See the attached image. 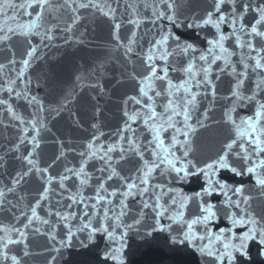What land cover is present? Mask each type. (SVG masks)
I'll list each match as a JSON object with an SVG mask.
<instances>
[{
	"label": "snow or ice",
	"instance_id": "1",
	"mask_svg": "<svg viewBox=\"0 0 264 264\" xmlns=\"http://www.w3.org/2000/svg\"><path fill=\"white\" fill-rule=\"evenodd\" d=\"M85 14L110 21L115 49L122 50L129 63L135 64L133 57L142 62L139 75H127L136 82L137 94L123 99V122L111 134L113 142L101 140L105 133L97 121L90 125L94 132L82 150L66 148L57 139L58 154L41 166L43 145L49 143L44 134L51 132L49 117L67 112L74 124L79 126L80 120L70 106L73 93L55 106L46 104L33 94L28 72L41 58V46L50 45L57 31L73 33ZM0 17V52L6 56V62H0V115L8 117L7 123L0 119V128L15 133L0 143V212L13 221L0 222V264H26L25 258L32 255L30 233L47 237L51 251L59 254L76 233L87 230L89 238L99 233L111 241L122 240L149 217L152 222L145 237L157 231L171 233L176 226L179 231L172 242L190 244L209 264H238V257L249 258L252 242L264 256V210L257 212L254 207L255 200L264 199V0H210L200 11L190 0H0ZM122 26H130L125 39L120 35ZM173 28L203 33L206 46L182 39ZM18 36L27 44L19 60L11 43ZM32 37H39V44ZM229 41L232 47L227 46ZM170 73L182 78L174 80ZM222 76L231 77L225 97L231 106L222 121L230 135L213 156L202 159L194 137L201 129L221 123L212 119L209 109L218 99L217 82ZM100 91L106 95L103 88ZM209 96V108L201 112V101ZM14 101L30 108L29 114L19 111ZM248 105L253 106L251 115H235L237 108ZM93 108L96 119L101 115L99 101L93 102ZM69 152L79 157L78 166L65 165L53 175L50 170L58 161H66ZM134 158L138 165L122 174ZM10 160L19 162L14 172L8 169ZM90 162H98L99 166L93 165L98 175L88 171ZM222 171L251 177L257 195L243 184L222 180ZM196 176L203 180L199 191L187 194L175 186ZM33 179L40 190L28 203L22 191ZM68 181L74 182L75 191ZM88 188L94 195H85ZM214 196L221 199L214 201ZM193 202L198 214L189 216ZM42 206L47 218L38 211ZM221 219L227 227L215 228ZM61 226L66 236L57 239ZM123 247V243L113 247L106 258L124 264ZM13 248H20V254ZM56 259L52 255L49 264Z\"/></svg>",
	"mask_w": 264,
	"mask_h": 264
},
{
	"label": "water",
	"instance_id": "2",
	"mask_svg": "<svg viewBox=\"0 0 264 264\" xmlns=\"http://www.w3.org/2000/svg\"><path fill=\"white\" fill-rule=\"evenodd\" d=\"M15 2L20 3L22 0H15ZM85 15L86 19L76 26L73 33L57 31L50 45L41 46V58L32 65L28 72L32 80L33 94L38 95L46 104L55 106L64 96L73 93L74 99L70 106L80 120L79 126L74 124L67 112L59 117H49L47 122L51 132L44 134L49 143L43 145L40 156L41 166H47V163L58 154L59 145L54 143L57 139L63 141L66 148L74 147L77 151L82 150L83 145L91 139L94 132L90 125L97 121L100 123V130L105 133L101 140L105 143L113 142L114 136L111 134L123 122L122 101L128 95L137 94L136 82L128 79L127 75L132 72L139 75L143 71L142 62L133 57L135 64L129 63L123 57L122 50L115 49L110 21L99 15L94 17ZM21 18L28 19L26 16H21ZM2 20L3 17H0V22ZM145 27H151V25H145ZM129 28L130 26H122L120 32L122 39L127 37ZM81 32L84 33L83 36L80 35ZM32 40L33 43L39 44V37H32ZM77 40H82L83 43H78ZM11 43L17 52L16 58L19 60L20 53L27 47L25 39L18 36ZM0 62H6L3 52H0ZM170 74L176 80V73ZM78 76L82 79L77 80ZM101 88L106 95L101 93ZM94 101H99L101 108V115L96 119H93ZM13 103L25 116L31 111L23 102L14 101ZM0 119L7 123V114L0 115ZM14 135L12 129L5 131L0 128V143L5 142V136ZM78 162L79 157L69 152L67 160L58 161L50 171L53 175H58L65 165L78 166ZM138 163V159L135 158L127 162L122 174H129ZM94 164L99 166L98 162H90L88 171L98 175L95 173ZM18 167V161H9L10 172H14ZM96 183L98 181L94 179L92 184ZM115 183V180L109 182L110 185ZM67 184L75 191L73 181H68ZM175 186L187 193L186 183ZM53 187L56 185L54 184ZM38 190H40V184L35 179L25 185L22 194L26 195V202H34ZM85 195H94L93 188L86 189ZM57 198L54 197V199ZM129 204L134 207L133 201L130 200ZM38 211L40 215L46 217V209L43 206ZM126 221L132 222L130 217H127ZM0 222L12 223L13 221L9 214L0 212ZM151 222V217H149L142 225L137 226V229L129 230L122 240L116 241H111L99 233L89 238L87 230L76 233L71 244L62 248L59 254L51 251V241L47 237L30 233L28 243L32 255L25 258L26 264H49L52 255L57 256L54 264H114L112 260L106 258L105 254L120 243L124 245V264H191L190 244L172 242L179 229L173 226L171 233L157 231L151 237H145L144 232ZM66 231L62 226L59 227L57 239H64ZM119 233L120 230L117 235ZM12 251L19 255L21 249L13 248Z\"/></svg>",
	"mask_w": 264,
	"mask_h": 264
}]
</instances>
